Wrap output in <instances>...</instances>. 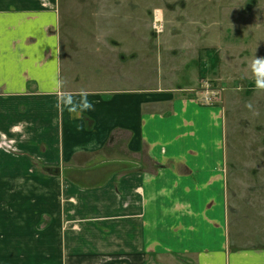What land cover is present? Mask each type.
<instances>
[{
  "label": "crops",
  "instance_id": "0c3cea01",
  "mask_svg": "<svg viewBox=\"0 0 264 264\" xmlns=\"http://www.w3.org/2000/svg\"><path fill=\"white\" fill-rule=\"evenodd\" d=\"M58 22L56 0H0V264H264L222 108L78 85Z\"/></svg>",
  "mask_w": 264,
  "mask_h": 264
},
{
  "label": "rangeland",
  "instance_id": "374dc122",
  "mask_svg": "<svg viewBox=\"0 0 264 264\" xmlns=\"http://www.w3.org/2000/svg\"><path fill=\"white\" fill-rule=\"evenodd\" d=\"M56 10L80 86L187 92L202 104L199 85L218 87L234 211L264 246V87L253 69L264 0H56Z\"/></svg>",
  "mask_w": 264,
  "mask_h": 264
},
{
  "label": "clouds",
  "instance_id": "9594fccd",
  "mask_svg": "<svg viewBox=\"0 0 264 264\" xmlns=\"http://www.w3.org/2000/svg\"><path fill=\"white\" fill-rule=\"evenodd\" d=\"M253 69L257 75V80H256L257 87H264V57H256L255 58V60L253 62ZM82 96H83L82 103L79 106L80 111L93 109L94 104H93V102H91L87 99V94H82ZM71 102H72L71 96H66L65 97V103L71 104ZM72 110H75V108H73Z\"/></svg>",
  "mask_w": 264,
  "mask_h": 264
},
{
  "label": "built area",
  "instance_id": "2783aa9c",
  "mask_svg": "<svg viewBox=\"0 0 264 264\" xmlns=\"http://www.w3.org/2000/svg\"><path fill=\"white\" fill-rule=\"evenodd\" d=\"M199 86L200 87L196 91V96L197 98L199 96L200 101L208 105L216 104L218 102L220 99V90L218 87L213 86L208 82H202ZM0 146L10 147L11 145L9 142L3 141L0 143Z\"/></svg>",
  "mask_w": 264,
  "mask_h": 264
}]
</instances>
